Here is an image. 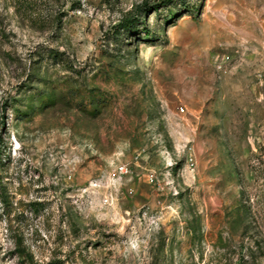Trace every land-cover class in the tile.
Segmentation results:
<instances>
[{"label": "rangeland", "instance_id": "374dc122", "mask_svg": "<svg viewBox=\"0 0 264 264\" xmlns=\"http://www.w3.org/2000/svg\"><path fill=\"white\" fill-rule=\"evenodd\" d=\"M0 150V264H264V0H0Z\"/></svg>", "mask_w": 264, "mask_h": 264}, {"label": "trees", "instance_id": "16d2710c", "mask_svg": "<svg viewBox=\"0 0 264 264\" xmlns=\"http://www.w3.org/2000/svg\"><path fill=\"white\" fill-rule=\"evenodd\" d=\"M123 27H124V25H123ZM0 153H1V150H0Z\"/></svg>", "mask_w": 264, "mask_h": 264}]
</instances>
